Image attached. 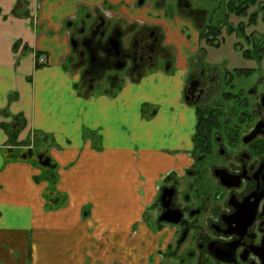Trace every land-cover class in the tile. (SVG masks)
Wrapping results in <instances>:
<instances>
[{
    "label": "crops",
    "instance_id": "crops-1",
    "mask_svg": "<svg viewBox=\"0 0 264 264\" xmlns=\"http://www.w3.org/2000/svg\"><path fill=\"white\" fill-rule=\"evenodd\" d=\"M101 2L0 0V264H138L140 253L141 263H155L156 236L142 216L159 181L191 160L195 109L183 99L186 69L173 101L151 99L174 115V136L151 135V124L121 127V98L148 78L126 80L120 97L81 91L67 23ZM35 54L45 63L36 65ZM129 100L142 122L150 99ZM28 143L46 152L49 169L17 159ZM132 162L137 187L124 175ZM49 171L57 174L50 198L63 197L62 206L46 199Z\"/></svg>",
    "mask_w": 264,
    "mask_h": 264
},
{
    "label": "flooded vegetation",
    "instance_id": "flooded-vegetation-1",
    "mask_svg": "<svg viewBox=\"0 0 264 264\" xmlns=\"http://www.w3.org/2000/svg\"><path fill=\"white\" fill-rule=\"evenodd\" d=\"M229 1L102 0L67 23L73 67L90 83L108 71L132 81L185 64L191 160L159 181L147 208L164 231L153 232L156 264H264V32L251 15L235 24ZM171 23L181 25L179 45L168 40ZM223 34L243 39L251 67L218 71L208 50Z\"/></svg>",
    "mask_w": 264,
    "mask_h": 264
},
{
    "label": "rangeland",
    "instance_id": "rangeland-1",
    "mask_svg": "<svg viewBox=\"0 0 264 264\" xmlns=\"http://www.w3.org/2000/svg\"><path fill=\"white\" fill-rule=\"evenodd\" d=\"M220 1V0H218ZM222 1V0H221ZM254 8H250L248 11V14H246L243 17H235L233 18V22L235 24H238V21H242V22H246V19L248 18V15H251L253 12ZM144 13V14H142ZM146 13V14H145ZM134 16H139L138 18H141L142 16H146L147 17V11L142 12L140 11L139 13L135 14ZM257 19L258 21V25L256 27V30L258 32H264V20L262 21L260 15H258ZM170 27H174L175 30L172 31H177L176 34H178V31L180 30V24H169ZM165 27H167L165 25ZM255 30V27H246L245 31L246 33H249L251 30ZM187 30V29H186ZM181 32V31H180ZM183 32V31H182ZM187 32V31H185ZM223 41L221 42V46L217 49V50H208L209 51V57L208 59L214 61L215 63H217V69L218 71L222 72L227 69L228 71H231L234 68H248L251 67L253 64L250 61H247L246 59H244L242 57V50L246 48V44L243 41V39L239 38L236 35H226L223 34ZM220 41V40H219ZM175 45H179L178 41L174 42ZM181 44V43H180ZM124 47L126 48V44L124 43ZM73 66V65H72ZM184 66L185 64L183 62H180L176 67L173 66L168 70H160L158 72H160V74H157V72H149L146 76H144L145 78H148L145 80V82H141V87H135L134 89H132L130 92L128 91L126 93L125 97H122V110L120 107L119 113L121 115V118L119 119L121 121V127L125 128L127 131H133L136 128L140 127V123L145 125V124H151L153 125V127L151 128L152 130H148L149 133H151V135L155 136L157 135V137H159V134H167V136L169 134H173L177 135L178 129L177 126L178 124L176 123L175 119L173 118V116H171V118H166L167 116H163L164 113H162V106L161 104L157 103V102H152L151 99L153 100H159L163 95L168 96L170 101H173L174 98L177 95V85H179V78L181 79V73L184 72ZM75 73H78L77 75H79L81 72H79V70L75 69ZM114 77L117 76L118 79H112L110 77ZM80 77V76H79ZM168 80V82H164V80ZM125 82H126V76L124 74H119L115 71H108L107 73H105L102 77L98 78V79H94V81H92L91 83L86 79H84V77L80 78L79 81V87L81 88V91L83 93H89L92 92V94L94 95H98V94H102V93H106L108 95H118V94H122L125 92L124 90V86H125ZM90 86V87H89ZM123 91V92H122ZM137 94L140 97H136ZM120 95H118L120 97ZM127 97V98H126ZM131 97H135L136 99H138V101L141 103L142 101H145L147 98L150 99V105H145L144 109H143V121L140 122L136 120V117L133 116V109L134 106L136 104V101L131 103L130 105V100L128 101L129 105L126 104L127 99H131ZM125 102V103H123ZM121 105V104H120ZM154 111H156V114L152 116V114L154 113ZM147 115V116H146ZM169 115H172L171 113H169ZM165 121V126H163V123ZM175 121V122H173ZM175 123V125H174ZM196 123V120H195ZM162 127V128H160ZM160 128V129H159ZM144 128H142L143 130ZM141 132V131H140ZM179 133V132H178ZM128 140H130L129 138H127ZM140 139L141 136H140ZM155 139V138H154ZM142 141V140H141ZM125 142V140H124ZM159 140H154V145L159 146ZM18 154L16 155L17 159H21L22 157L25 158V160L30 161L32 163H34L35 165H37L38 167H40L41 169H47L42 167L39 164L38 161V157H42L43 160L48 159L46 156V152L41 150V149H37L33 143H28V144H24L21 145L20 149L18 150ZM51 166V161L49 164V167ZM124 175L126 176L127 182L128 184H132L135 182L136 187L138 186V181L136 179V177L134 176L135 170H136V166L132 163H126L124 164ZM145 182V181H144ZM142 180V184L143 187H145V189L147 188ZM88 211V207H85L84 209V214ZM153 209L149 210V209H145V212L143 213L142 216V222L146 223L147 226H149L151 228V230L155 233V234H164V231L159 230L155 227V224L153 222ZM137 230V229H135ZM165 239V236H164ZM154 240V243L156 244V240ZM162 247V246H161ZM156 248V247H155ZM161 253V252H160ZM154 255V257H151V261L152 263L155 262L154 264L158 263L161 261V258H159V254ZM143 256V254L140 253L139 258L141 259ZM153 256V254H152ZM139 259L138 264H143L141 263Z\"/></svg>",
    "mask_w": 264,
    "mask_h": 264
},
{
    "label": "trees",
    "instance_id": "trees-1",
    "mask_svg": "<svg viewBox=\"0 0 264 264\" xmlns=\"http://www.w3.org/2000/svg\"><path fill=\"white\" fill-rule=\"evenodd\" d=\"M263 5H264V0H230L227 6L229 8L228 12L234 13V15L237 17L245 16L246 14H248V11L250 8H254L250 16V22L251 24H253L257 21L258 15L264 14ZM199 119L200 118H198L197 127L200 125ZM50 167L48 166L46 168L49 169ZM48 173H49V177L48 175L43 177L45 180L49 178L48 180H49V185H50L48 189V193L46 194V199H48L49 202L56 203L58 206H62L65 204V199L63 197L58 196V198H55L57 196H54V198H50V193H53L54 191V185L57 180V174L52 173L50 171ZM48 208H51V207L48 206Z\"/></svg>",
    "mask_w": 264,
    "mask_h": 264
},
{
    "label": "built area",
    "instance_id": "built-area-1",
    "mask_svg": "<svg viewBox=\"0 0 264 264\" xmlns=\"http://www.w3.org/2000/svg\"><path fill=\"white\" fill-rule=\"evenodd\" d=\"M35 63H36V65H42V64H44L45 63V58H44V56L43 55H37V54H35Z\"/></svg>",
    "mask_w": 264,
    "mask_h": 264
},
{
    "label": "water",
    "instance_id": "water-1",
    "mask_svg": "<svg viewBox=\"0 0 264 264\" xmlns=\"http://www.w3.org/2000/svg\"><path fill=\"white\" fill-rule=\"evenodd\" d=\"M39 160H40V164H41L42 166H44V167H47V166H49V164H50L49 159L42 160V157L39 156Z\"/></svg>",
    "mask_w": 264,
    "mask_h": 264
}]
</instances>
